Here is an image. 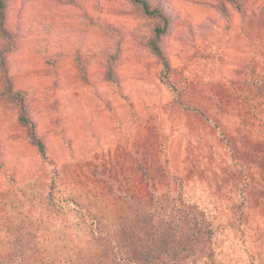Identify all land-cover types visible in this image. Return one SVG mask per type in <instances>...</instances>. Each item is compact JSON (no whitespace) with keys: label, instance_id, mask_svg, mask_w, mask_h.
Returning a JSON list of instances; mask_svg holds the SVG:
<instances>
[{"label":"rangeland","instance_id":"1","mask_svg":"<svg viewBox=\"0 0 264 264\" xmlns=\"http://www.w3.org/2000/svg\"><path fill=\"white\" fill-rule=\"evenodd\" d=\"M146 1L0 9V264H125L141 157L213 264H264V0Z\"/></svg>","mask_w":264,"mask_h":264},{"label":"trees","instance_id":"2","mask_svg":"<svg viewBox=\"0 0 264 264\" xmlns=\"http://www.w3.org/2000/svg\"><path fill=\"white\" fill-rule=\"evenodd\" d=\"M6 0H0V9L6 7ZM139 4L149 16L161 17V11L151 9L146 0H132ZM0 12V20L3 22L4 14ZM161 33L160 29L155 30ZM154 47L155 45L152 44ZM22 123H30L23 117ZM31 141L38 147L41 154L45 146L33 128L29 132ZM141 174L137 181L138 187L129 191L134 199H140L142 204L132 209L133 216H120L119 220H128V225L117 223L116 237H107L109 245H115L116 252L124 253L121 260L125 264H194L198 259L207 258L209 264H213L212 249L210 247L212 229L209 221L197 206L186 204L181 206H165L159 201L153 203L157 188L152 183V167L147 158L138 159ZM144 181V184H142ZM146 202L149 204L146 205ZM115 241V242H114Z\"/></svg>","mask_w":264,"mask_h":264}]
</instances>
